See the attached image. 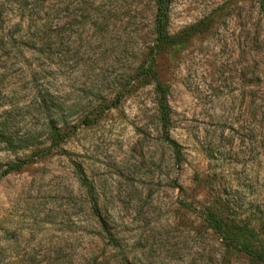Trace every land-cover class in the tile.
Instances as JSON below:
<instances>
[{"label":"rangeland","instance_id":"rangeland-1","mask_svg":"<svg viewBox=\"0 0 264 264\" xmlns=\"http://www.w3.org/2000/svg\"><path fill=\"white\" fill-rule=\"evenodd\" d=\"M155 1L0 0L32 26L26 60L0 62L12 135L46 138L48 119L27 108L38 92L72 125L101 116L0 181V264H249L201 211L221 198L246 217L264 203V0H172L171 34L217 12L159 63L180 158L161 132L155 87L135 78ZM3 148L0 162L15 160Z\"/></svg>","mask_w":264,"mask_h":264},{"label":"trees","instance_id":"trees-1","mask_svg":"<svg viewBox=\"0 0 264 264\" xmlns=\"http://www.w3.org/2000/svg\"><path fill=\"white\" fill-rule=\"evenodd\" d=\"M171 4L172 0L155 1L153 42L145 61L138 68L135 78L137 85L141 87L150 85L155 87L158 96L157 107L161 132L165 140L171 145L177 158H180L181 147L169 136L172 128V112L168 100V88L162 84L159 78V63L170 50L182 46L196 36L208 31L214 22L212 15L217 12L179 33L171 34L169 32ZM262 6L264 7V4ZM6 13L7 8L4 3L0 2V62L4 63L9 59L24 62L26 57H23V54L31 38L30 30L32 26H28L23 19L13 21ZM132 82L133 77H130L128 84H132ZM40 93L42 92L35 95L27 108H37L48 119V133L44 141L12 135L10 127L12 126V113L16 109L14 105L11 104L9 109H3L0 112V144L4 146L3 151L16 156L13 161L0 162V181L10 174L21 172L27 165L36 164L53 156L54 150H60L79 125H91L101 117L99 113H94L91 117L83 118L85 120L82 123L72 125L54 108V105L49 103L47 96L45 97ZM121 98L122 95L117 93L105 109L116 108L121 102ZM76 168L78 173L82 175L83 171L80 165H76ZM80 182L84 187L89 188V192H91V187L84 182L83 178H80ZM207 184L210 185L211 181L207 180ZM91 206L93 211L98 214L96 202L93 201ZM251 214L243 217L241 214L234 212L230 202L217 198L204 203L201 218L207 227L219 237L227 252L244 256L249 264H264V203L257 206Z\"/></svg>","mask_w":264,"mask_h":264}]
</instances>
